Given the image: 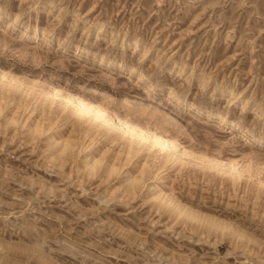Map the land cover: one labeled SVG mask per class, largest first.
<instances>
[{
  "label": "rangeland",
  "instance_id": "1",
  "mask_svg": "<svg viewBox=\"0 0 264 264\" xmlns=\"http://www.w3.org/2000/svg\"><path fill=\"white\" fill-rule=\"evenodd\" d=\"M0 264H264V0H0Z\"/></svg>",
  "mask_w": 264,
  "mask_h": 264
},
{
  "label": "bare ground",
  "instance_id": "2",
  "mask_svg": "<svg viewBox=\"0 0 264 264\" xmlns=\"http://www.w3.org/2000/svg\"><path fill=\"white\" fill-rule=\"evenodd\" d=\"M71 101V99H69V102ZM68 102V103H69ZM71 104V103H70ZM76 104H77V111L80 113V115H81V112L82 111H84L85 112V114H90L91 112H93L94 114H95V116L96 117H98V118H100L99 116H102V115H104V113H103V110L101 111L100 109H98V108H95V110H92V109H90L89 110V108L87 109V106L84 104V102L83 101H81V100H78L77 102H76ZM93 114V115H94ZM112 120H114V119H112ZM116 123H117V120L115 121ZM119 122V121H118ZM119 125L121 126V127H123V128H125V130H127V131H129L130 130V128H128V127H125V124H121V123H119ZM126 131V132H127ZM140 134L142 135V136H145L144 135V133L143 132H140ZM142 136H140V137H142ZM146 138V137H145ZM142 139H144V138H142ZM147 139H149V138H147ZM156 140H160L159 141V143H157V144H159V145H162V146H164V145H166V143L163 141V140H161V139H156ZM172 146V145H171ZM170 146V147H171ZM173 148V147H172Z\"/></svg>",
  "mask_w": 264,
  "mask_h": 264
}]
</instances>
